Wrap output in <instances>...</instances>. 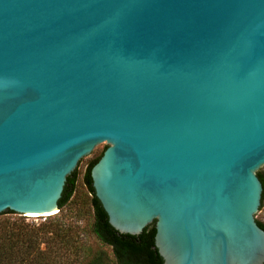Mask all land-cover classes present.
Wrapping results in <instances>:
<instances>
[{
  "label": "water",
  "instance_id": "water-1",
  "mask_svg": "<svg viewBox=\"0 0 264 264\" xmlns=\"http://www.w3.org/2000/svg\"><path fill=\"white\" fill-rule=\"evenodd\" d=\"M102 143L119 233L154 223L163 264H264V0H0V215H56Z\"/></svg>",
  "mask_w": 264,
  "mask_h": 264
},
{
  "label": "trees",
  "instance_id": "trees-1",
  "mask_svg": "<svg viewBox=\"0 0 264 264\" xmlns=\"http://www.w3.org/2000/svg\"><path fill=\"white\" fill-rule=\"evenodd\" d=\"M100 157L88 163L83 176V183L91 195L92 235L99 245L110 247L114 264H163V259L155 247L154 223L145 227L139 235L121 234L109 224L108 216L95 196L90 176L92 167ZM257 175L263 187L262 206L264 173L260 170ZM76 181L77 169L67 178L58 202L57 214L71 203L76 190ZM5 213L15 214L12 211ZM70 218L61 213L60 216L46 219L43 223L16 220L0 225V264H113L106 259L107 255L101 248L89 247L88 252L91 250L92 253L89 252L81 259L82 256L77 252L85 245L80 244L81 240L78 242L76 225L69 222ZM257 223L264 230V224L259 221Z\"/></svg>",
  "mask_w": 264,
  "mask_h": 264
},
{
  "label": "rangeland",
  "instance_id": "rangeland-1",
  "mask_svg": "<svg viewBox=\"0 0 264 264\" xmlns=\"http://www.w3.org/2000/svg\"><path fill=\"white\" fill-rule=\"evenodd\" d=\"M104 146L105 143L100 144L95 148V150L89 156L82 159L77 171L76 190L74 196L71 199V203L68 204L61 211V213H64L67 216L71 217L69 219V222L76 225L77 233L79 235L78 242L79 240H81L80 244L82 243L85 245L82 249L80 245L81 250H78L77 252L79 253V255L82 256L81 259L84 256H87L89 252L92 253L90 249H89L90 251L88 252L89 247L93 249L101 248L104 251V253H106L107 255L106 259L114 264V258L110 247L99 245L98 241L91 233V224L93 222V216H92L93 212L90 205L91 195L88 193L83 183V176L88 163L101 156ZM262 171L264 172V168L262 169ZM61 213L50 217H41V216L27 217L19 214H5V215H0V225L5 224L6 222L9 223L16 220H24L26 223H43L46 219L60 216ZM255 218L257 221L264 224V204L262 209L259 212H257V214L255 215ZM83 251L86 253H84Z\"/></svg>",
  "mask_w": 264,
  "mask_h": 264
},
{
  "label": "bare ground",
  "instance_id": "bare-ground-1",
  "mask_svg": "<svg viewBox=\"0 0 264 264\" xmlns=\"http://www.w3.org/2000/svg\"><path fill=\"white\" fill-rule=\"evenodd\" d=\"M32 216H34V215H32ZM45 216H47V215H45Z\"/></svg>",
  "mask_w": 264,
  "mask_h": 264
}]
</instances>
